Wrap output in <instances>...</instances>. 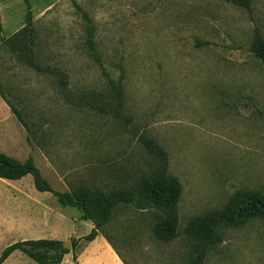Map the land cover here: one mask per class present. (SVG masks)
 <instances>
[{"label": "rangeland", "instance_id": "1", "mask_svg": "<svg viewBox=\"0 0 264 264\" xmlns=\"http://www.w3.org/2000/svg\"><path fill=\"white\" fill-rule=\"evenodd\" d=\"M7 1L25 17L23 0ZM28 1L40 54L70 68L77 87L101 83L78 48L82 20L72 1L87 12L103 66L123 76L130 121L64 104L45 78L1 48L0 87L31 124L29 133L20 128L22 147L10 152L35 156L53 190L88 184L108 191L156 168L137 140L140 133L153 137L182 185L178 235L155 239L153 218L128 205L102 230L127 264H185L183 228L191 218L222 208L237 190L264 193V64L249 50L254 30L264 35V0H252L250 10L225 0ZM6 182L0 180V217L9 211ZM47 198L56 200L50 192ZM18 240L0 239V248ZM16 254L15 264H37ZM204 264H264V218L222 230Z\"/></svg>", "mask_w": 264, "mask_h": 264}, {"label": "trees", "instance_id": "2", "mask_svg": "<svg viewBox=\"0 0 264 264\" xmlns=\"http://www.w3.org/2000/svg\"><path fill=\"white\" fill-rule=\"evenodd\" d=\"M23 1L26 5L24 26L8 38H1L0 49H5L22 65L45 78L54 90L61 93L67 105L74 109H88L100 116L114 119L120 124H127L130 116L126 112L123 76L119 74L113 77L103 66L102 53L94 39L93 25L87 12L72 1L76 13L82 20L78 48L83 57L97 66L101 83L93 82L77 87L71 78L70 68L56 61L45 60L42 52L40 54L39 35L31 7L28 0ZM225 1L246 10H250L252 4V0ZM1 31L0 24V33ZM249 50L264 64V35L259 29L253 32ZM0 95L29 133L31 124L21 109L6 98L1 87ZM137 140L145 152L153 158L156 168L135 180L127 178L126 185H118L119 187L108 191L101 187H90L91 185L88 184L75 185L64 192L53 190L31 156L21 161L3 152H0V177L13 180L30 174L36 190L52 193L60 205L77 208L81 211L83 219L92 222L93 227L82 237L83 240H92L98 232L102 233L126 263L119 249L102 230L111 221L116 208L120 205H128L141 212L147 211L151 222L153 218L151 232L154 238L167 242L178 235V207L182 195L179 179L168 172L166 150L157 140L145 133L137 135ZM255 218H264V193L252 190H237L230 195L222 208L212 209L201 216L191 218L183 228L188 246L185 264H204L207 252L221 242L222 230L241 226ZM62 244L60 240L43 238L14 241L0 252V264L14 250L21 251L39 264L58 263L68 252ZM71 247L74 248L72 241Z\"/></svg>", "mask_w": 264, "mask_h": 264}, {"label": "crops", "instance_id": "3", "mask_svg": "<svg viewBox=\"0 0 264 264\" xmlns=\"http://www.w3.org/2000/svg\"><path fill=\"white\" fill-rule=\"evenodd\" d=\"M15 6L12 1L0 0V24L2 28L0 44L1 38H8L24 26L25 17L16 15ZM49 6L41 10H45ZM54 92L61 95L57 90H54ZM64 104L66 103L64 102ZM13 117L15 116L11 112L10 107L0 95V143L5 144L7 148V151H5V148L0 147V152L21 161L31 156L34 163L37 164V159L33 155L19 157L10 152L11 149L16 147L9 146L18 144V146L22 147L19 144L24 142V137L20 135L24 127L16 117V123H9V119ZM39 168L42 174V168L40 166ZM0 180L7 181L5 186L9 187V193L6 194L9 211H7V216L0 217L1 240L3 238L20 240L43 238L62 242L68 241L70 243V246L66 248L68 252L63 255L61 261L47 264H126L102 233L98 232L92 240H83L82 237L92 229V222L88 219H83L80 210H78V214L70 212L71 210L64 212V207L66 206L60 205L57 199L54 201L48 199L47 195L49 192L36 190L30 174L13 180L0 177ZM18 206L21 208L18 209ZM70 222L73 225H70ZM71 241L74 242V248L71 247ZM3 248H0V252ZM18 251L14 250L10 253L1 264H15L16 262L13 261V258H17L18 254L16 253Z\"/></svg>", "mask_w": 264, "mask_h": 264}, {"label": "water", "instance_id": "4", "mask_svg": "<svg viewBox=\"0 0 264 264\" xmlns=\"http://www.w3.org/2000/svg\"><path fill=\"white\" fill-rule=\"evenodd\" d=\"M62 246L64 248H68L70 246V243L68 241H64L63 244H62Z\"/></svg>", "mask_w": 264, "mask_h": 264}]
</instances>
